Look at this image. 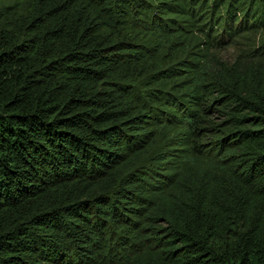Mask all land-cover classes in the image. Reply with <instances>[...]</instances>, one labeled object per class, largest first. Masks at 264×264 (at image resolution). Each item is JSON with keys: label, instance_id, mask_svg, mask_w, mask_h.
Masks as SVG:
<instances>
[{"label": "trees", "instance_id": "1", "mask_svg": "<svg viewBox=\"0 0 264 264\" xmlns=\"http://www.w3.org/2000/svg\"><path fill=\"white\" fill-rule=\"evenodd\" d=\"M264 0H0V264H264Z\"/></svg>", "mask_w": 264, "mask_h": 264}, {"label": "rangeland", "instance_id": "2", "mask_svg": "<svg viewBox=\"0 0 264 264\" xmlns=\"http://www.w3.org/2000/svg\"><path fill=\"white\" fill-rule=\"evenodd\" d=\"M262 35H264V29L243 33L228 43L217 45L211 49V52L214 57L223 61L244 59L256 48Z\"/></svg>", "mask_w": 264, "mask_h": 264}]
</instances>
